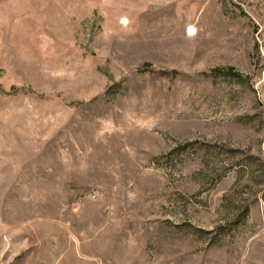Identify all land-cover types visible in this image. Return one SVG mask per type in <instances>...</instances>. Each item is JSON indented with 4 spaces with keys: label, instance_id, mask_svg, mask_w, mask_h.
<instances>
[{
    "label": "rangeland",
    "instance_id": "1",
    "mask_svg": "<svg viewBox=\"0 0 264 264\" xmlns=\"http://www.w3.org/2000/svg\"><path fill=\"white\" fill-rule=\"evenodd\" d=\"M0 264H264V0H0Z\"/></svg>",
    "mask_w": 264,
    "mask_h": 264
},
{
    "label": "bare ground",
    "instance_id": "2",
    "mask_svg": "<svg viewBox=\"0 0 264 264\" xmlns=\"http://www.w3.org/2000/svg\"><path fill=\"white\" fill-rule=\"evenodd\" d=\"M191 32H194L195 31V29L194 28H191V30H190Z\"/></svg>",
    "mask_w": 264,
    "mask_h": 264
}]
</instances>
